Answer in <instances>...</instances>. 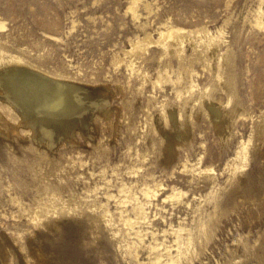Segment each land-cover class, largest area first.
Masks as SVG:
<instances>
[{
    "label": "rangeland",
    "instance_id": "1",
    "mask_svg": "<svg viewBox=\"0 0 264 264\" xmlns=\"http://www.w3.org/2000/svg\"><path fill=\"white\" fill-rule=\"evenodd\" d=\"M143 1L138 7L140 17L135 20L127 9L130 0H0V21L4 23L0 28V62L16 58L38 72L82 86L83 91L75 99L88 106L86 111H81L82 115L73 114L76 119L70 139L61 145L47 140L50 142L47 152L54 155L66 179L79 187L75 188L79 196L91 194L96 201L113 208L114 201L106 198L105 191L115 193L114 184L118 182H135L127 193L133 192L141 199L139 184L145 179L142 174L152 172L147 178L152 194L145 207L146 216L141 226L137 225L144 228L143 242L124 245L126 249L138 250V261L154 264L141 244L157 241L160 242L157 250L163 251V245L172 243L176 236L173 229L181 227L177 232L181 237L195 239L197 235V249L190 253L186 264H264V132L260 138L256 137L251 117V113L264 116V28L254 21L257 11L264 21V0H147L149 13ZM163 19L186 28L206 25L215 31L222 27L221 46L230 56L235 96L244 109L231 123L229 134L220 137L207 106L200 102H214L225 112L229 107L226 93L218 86L208 85L207 64L201 57L193 58L192 74L196 73L190 92L203 90L205 86L209 90L193 107L190 134L183 140L176 139L174 154H168L163 146L167 131H171L166 126L171 124L167 111L173 104L175 108L184 95L177 98L170 81L164 78L159 85L146 83L138 88L122 64L111 62L114 54L123 55L121 50L129 48L130 38L142 34L140 26L154 34L158 21ZM156 50V45H150L148 59L141 63L153 77H156L157 60L150 57ZM171 60L176 67V56ZM170 74L172 78L174 71ZM101 102H105L102 109L94 106ZM106 106L113 108L111 115L116 116L114 131H108L105 117L100 115ZM161 109L166 112L164 117ZM187 111L182 116H187ZM16 122L11 121L13 129L6 132L7 137L0 138L15 147L32 145L33 150L32 153L20 150L16 156L9 150L8 157L0 161V234L6 236V259L0 255V264H19L21 258L28 264H36L34 252L39 242L33 237L34 223L11 197H18L25 204L39 198L31 173L33 168L43 165L45 157H36L38 164L34 166L35 155L43 143L37 141L25 124ZM151 133L158 136L149 145L147 138ZM257 142L259 146L255 149ZM238 151L244 153L245 164L234 173L235 164L241 161ZM191 162L210 172L206 176L197 175L190 169ZM73 168L77 169V176ZM111 168H119L120 174L118 178L108 175L106 186L101 177L111 172ZM233 175L245 176L247 181L237 185ZM84 183L99 186L95 190L91 188L94 190L91 193L90 188H80ZM62 194L67 191L63 190ZM205 224L211 227L207 234L202 231ZM87 237L79 245L83 249L82 259L96 264L123 262L121 249L117 250L113 243L107 241L105 245L98 236L95 241L92 236ZM86 249L88 252H84ZM126 249L124 254L129 258ZM175 249L172 246L168 252L174 254ZM47 258L48 263L54 264V255Z\"/></svg>",
    "mask_w": 264,
    "mask_h": 264
},
{
    "label": "bare ground",
    "instance_id": "2",
    "mask_svg": "<svg viewBox=\"0 0 264 264\" xmlns=\"http://www.w3.org/2000/svg\"><path fill=\"white\" fill-rule=\"evenodd\" d=\"M140 1L130 0V3L127 5L131 17L135 20H138L140 17L138 11ZM142 5L148 13L151 11L150 3L147 0H144ZM254 21L258 27L264 28V21L260 19L258 11L254 14ZM3 26L4 23L0 21V28ZM140 30L142 34H138L129 39V48H123L121 50L123 55L114 54L111 62L113 64H122L127 71L128 77L133 78L137 82L138 88H141L146 83L159 85L164 78L165 81H170L171 88L174 90L177 98L184 95L179 102L177 101L175 108L173 104L172 108L169 107L170 110L167 111L171 124L167 122L169 120L167 119L168 116L166 115L167 118L165 117V121L167 119L166 122L169 124L165 125L170 127L168 129L171 130H166L168 134L165 138L167 140L161 139L164 140L163 142H166L163 146L166 147L167 153H175L173 146L177 141L176 139L183 140L186 137L188 138L191 130L190 117L191 115L193 116L192 109L199 104L198 101L200 98L209 90V87L207 88L205 86L203 90L198 88L190 92L194 85L193 74L196 73L194 72L192 74L191 63L193 58L201 57L205 64H207L210 71L208 85L218 86L226 93V104L229 107L225 112L217 108L213 104L214 102H211L212 104L208 100H204L202 103L200 102V105L207 106L215 131L218 132L220 137L223 136L225 138L226 134H229L231 123L244 109L239 99L235 96L232 83L234 75L231 71L230 56L227 49L221 46L222 27L217 28L215 31L209 30L206 25L186 28L175 23H168L167 20L163 19L158 21V25L154 29V34L143 25L140 26ZM153 44L157 46V50L150 58L157 60L155 69L156 77L149 74L147 68L141 65L144 60L148 59L147 51L149 46ZM172 56H176L178 59L176 67L172 66ZM24 65L25 63L20 62L16 58H11L4 63L0 62V107L9 115V117L4 115L0 108V136H4L6 132L11 131L13 129L12 123L15 122L17 124L16 121H18L25 124L27 129L32 131V134L38 142L42 141L43 143V147L35 155L34 166L38 164L36 157L40 159L41 156L45 157V159L43 158V165L33 168L34 170L31 173L35 179V188H38L39 198L34 197L36 195L35 193L32 201L29 204H25L18 197H11V201L19 208L22 207V213L25 214L28 220L34 223L33 237L39 242V247L34 252L37 257L36 264H50L47 261V257H53V255L54 259L52 260H54V264H96V261H87L81 258L80 253L83 249L81 250L82 246L80 247L79 245H82L86 241L88 238L87 235L92 236V238H97L98 236V238H101L100 243L106 245L108 242H111L117 250L121 249L119 250L121 252L119 255L123 257L121 264H143V262L137 259L138 250L135 247L130 248V250L126 249L127 246L124 245L129 242H132L133 245L143 242L144 228L141 229L137 225L146 216L145 207L152 194L147 178L149 179L153 175L152 172L148 170L142 174L145 179L139 184V191L143 195L141 199L133 195V192L130 193L129 191L127 193L128 188L132 187L135 182H130L129 184H126V182H118L114 184V188L116 189L115 193L105 191L106 198H111L114 201L113 208H110L105 202L96 201L91 194L79 196L75 191V188L79 187H76L75 182L73 183L66 179L65 174L59 170L54 155L47 152V147L50 146V142L47 140L50 138V141L54 144L56 141V143L59 142L61 145L70 139L73 124H75L76 113L80 112V115L81 111H86V106H88L77 103V99H75L79 97V92L81 93L83 88L75 84L74 81L53 78L52 75L45 74V72H38L29 66V64H26L28 66ZM170 71H174L172 78ZM84 95L86 96V94ZM104 104L105 102H101L100 104L94 103V106L98 109L101 106L102 109V105ZM177 107H179V110H177ZM185 109L186 111L191 110L187 111L188 114L184 117L181 113ZM112 110L113 108L106 106L103 112L100 113V115L105 117L104 123L108 131L110 129L111 131L116 130L117 126L115 122L116 116L113 117V113L111 115ZM247 112L249 111L247 110ZM165 113L161 109L163 117ZM73 114H75V117ZM117 116L118 118L120 117L119 114ZM84 117H88V115ZM251 117L252 127L255 130L256 137L260 138L264 132V116H262V113H251ZM153 120L152 122L157 119ZM154 125L155 123L153 124V128ZM156 126L160 127L159 125ZM81 127L83 129H89L85 125H81ZM154 133L157 132L155 131ZM154 133L153 135L151 133V136L147 138L149 145L158 136ZM161 137L163 138V136ZM238 146H240V143ZM258 146V142L254 144L255 149ZM9 150H11L12 156H16V152L20 153V150L32 153L33 146L21 145L15 147L0 138V161H4L8 157ZM237 153L241 161L235 164L234 173H237L239 170L241 171L245 164L244 153L242 151H238ZM136 156L139 157V154ZM99 157L100 155L98 154ZM189 166L193 172L195 170V173L200 176H206L207 172H210L209 170L200 168L196 162H191ZM73 169V174L77 176V169ZM118 169L111 168V172L101 177L103 178V183H106V186H108L110 180V178H107L108 175L118 178L120 174ZM244 177H235L233 175L232 180L237 185H244L247 181ZM98 186V184L89 186L87 183H84L80 188H90L92 193ZM63 190L67 191V194L63 195ZM49 221H52L51 225L48 224ZM180 229L181 227L173 229L176 236L172 238V243H165L163 245V251L157 250L160 244L157 241H149L147 244H141L145 252L149 254V261L154 264H186L187 260H189L190 253L197 249V245L195 244L197 235L195 239L187 236L181 237L177 233ZM165 230L166 228L162 231ZM202 231L204 234L209 233L211 231L210 225L205 224ZM154 233L155 231L152 230L151 234ZM104 239L106 240L105 242ZM154 239H156L155 235L153 237ZM5 242L6 236L0 234V255L3 260L6 259ZM101 246L103 245L101 244ZM101 246L99 249H96L97 252H100ZM172 246L176 248L174 254L168 252ZM180 247L182 250L179 249ZM123 249L128 250L129 258H126L127 256L124 254L126 251ZM91 251L93 252L94 250ZM84 252H88V250L86 249ZM165 252L168 253L166 258H164ZM19 264L28 263L21 258Z\"/></svg>",
    "mask_w": 264,
    "mask_h": 264
}]
</instances>
